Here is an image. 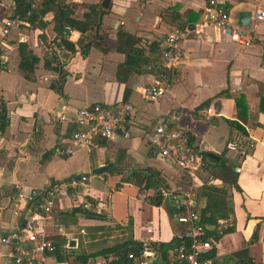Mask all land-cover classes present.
Returning a JSON list of instances; mask_svg holds the SVG:
<instances>
[{
	"label": "crops",
	"instance_id": "obj_1",
	"mask_svg": "<svg viewBox=\"0 0 264 264\" xmlns=\"http://www.w3.org/2000/svg\"><path fill=\"white\" fill-rule=\"evenodd\" d=\"M64 1L79 23L87 6L105 11L83 55L78 48L69 54L55 47L51 14L42 19L43 26L15 19L2 36L3 21L12 19L16 5L0 0V107L6 120L0 132V237L21 230L28 212L10 203L11 193L26 195L81 174L88 179L84 200L72 194L58 201L57 214L45 221L46 238L55 250L44 256V264H103L99 252L105 248L128 240L166 244L179 237L185 226L176 222V201L187 197L194 206L193 190L209 176L201 167L191 179L172 158L147 147V135L162 124L182 132L195 151L235 165L233 214L219 221L223 228L232 225L233 232L214 244L211 264H264V22L253 19L256 12L264 13V0H215L236 26L239 12L250 14L248 26H238L248 33V46L230 41L208 21L205 0H110L107 9L100 6L102 0ZM172 32L183 35L182 60L167 74L164 94L154 103L145 102L139 92L160 70L159 43ZM118 33L135 40L132 64L116 50ZM78 36L71 31L68 40L74 43ZM19 45L37 59L30 73L19 68ZM50 56L62 64L57 70L54 62H47ZM223 92L228 96L218 98ZM120 103L131 107L128 138L95 139L81 147L70 143L77 130L69 121L74 111ZM206 109L211 114L204 119ZM60 114L69 120H58ZM231 122L246 136L232 129ZM242 140L250 144L246 154ZM65 149L73 153H61ZM146 170L155 171L162 185L137 188L135 174ZM209 183L220 185L217 180ZM155 191L161 197L157 207L148 203ZM85 201L88 210L81 207ZM242 249L245 259L231 257ZM14 256L11 246L0 244V264H14ZM142 259L133 264H144Z\"/></svg>",
	"mask_w": 264,
	"mask_h": 264
},
{
	"label": "built area",
	"instance_id": "obj_2",
	"mask_svg": "<svg viewBox=\"0 0 264 264\" xmlns=\"http://www.w3.org/2000/svg\"><path fill=\"white\" fill-rule=\"evenodd\" d=\"M204 11L208 21L226 33L230 41L240 46L250 44L248 33L233 24L228 13L215 0H205ZM253 19L255 22H264V13L256 12ZM15 24V19L4 20L1 35L5 36ZM182 38V34L172 32L165 35L160 41L158 54L161 68L151 84L139 92L143 101L154 103L164 94L168 87L167 74L177 68L182 60L180 49ZM130 112L131 107L127 104L120 103L110 107L91 104L74 111L71 120L66 114H60L58 120H69L77 128L70 135V143L76 147H81L90 145L95 139L111 140L117 135L128 138V116ZM210 114L211 110L206 109L203 118L207 119ZM146 145L162 158H172L175 166L193 179V173L200 165V158L190 149L182 132L167 129L162 124H157L153 127L152 133L147 135ZM61 153L72 154L73 149H65ZM87 180L85 175H75L64 181L52 182L43 189H31L26 195L21 192L10 194L9 201L14 207L16 204H21L24 209L28 210L21 230L0 237L1 245L11 246L15 254L14 264H44V256L53 253L55 250L54 245L46 238L45 221L57 214L58 201L72 194L75 197H82L84 200L86 194L83 191L87 189ZM158 193L165 195L161 190ZM81 205L84 210L91 208L87 201ZM190 206L191 203L187 197H179L176 201V208L181 210L176 216V222L184 225L185 231L180 236L181 241L175 249L173 259L164 264H211V261L205 257L211 246L208 241L202 239V228L196 224L197 216L191 211ZM18 211L16 209L13 215L17 216ZM146 232L149 230L146 229ZM140 255L142 258H146L152 256V253L144 248ZM127 258L132 259V256L128 255Z\"/></svg>",
	"mask_w": 264,
	"mask_h": 264
},
{
	"label": "trees",
	"instance_id": "obj_3",
	"mask_svg": "<svg viewBox=\"0 0 264 264\" xmlns=\"http://www.w3.org/2000/svg\"><path fill=\"white\" fill-rule=\"evenodd\" d=\"M13 1L16 7L12 19L19 20L22 23L27 22L28 24H33L37 22L39 26H43L44 23H42V19L46 15L51 14V32L53 33L54 41H56L55 47L69 54H73L76 48L81 50L82 55L85 53V50L88 48L86 44L91 41L92 35L94 34L93 31L97 18L99 15L105 13V11H102L99 7L87 6L88 13L84 14L83 21L79 23L72 18L73 11L71 10L70 4L66 3L64 0H39L38 5H34L32 0ZM71 31L79 33L74 43L68 40L69 32ZM100 39L99 37L98 40ZM134 43L135 40L129 35L118 33L116 50L125 54L126 64H132ZM18 56L19 68L22 71H28L30 73L37 59L33 57L23 45L18 46ZM48 60L47 62L49 63H55V70L62 66V64L52 56H50ZM223 96L227 97L228 95L225 92L217 95L218 98ZM234 101H236V99H234ZM238 115H240L239 112ZM5 126V114L4 109H2L0 113V132L4 130ZM229 126L240 132L244 137L246 136L245 130L238 123L231 122ZM239 143L241 146H244L245 150L243 154H246L250 145L249 142L242 140ZM187 144H190L189 139L187 140ZM190 149L192 151L194 150L191 147ZM193 153L200 158V165L197 170L202 167V170L207 172L209 181L217 180L220 182V185L216 186L209 183V181H205L199 188H195L191 199L195 205L190 206L191 211L197 216L196 224L202 228V239L208 241L211 246L210 251L205 257L212 261L214 257V244L223 235L233 232L232 225L223 228L220 227L219 221H227L232 217L231 190H238L236 185L237 174L234 172L235 165L227 164L220 156H218L217 160H213L211 156L214 155L212 154L206 152L201 153L195 150ZM135 176L137 179L135 185L139 189L155 190L159 185H162V181L155 171L146 170L144 173L139 174V176H137V174H135ZM160 201L161 197L156 191L151 198L148 199V203L156 207L160 205ZM180 211L181 210L176 209L177 213ZM180 236L173 237L166 244L137 243L128 240L122 244L105 248L101 250L99 254L105 260L103 264H133L134 259H142L140 258V253L144 248H147L152 253V258H143L144 264H164L173 259L175 249L181 241ZM128 255H131L132 259H128ZM231 257L245 259L246 251L242 249L232 254Z\"/></svg>",
	"mask_w": 264,
	"mask_h": 264
},
{
	"label": "water",
	"instance_id": "obj_4",
	"mask_svg": "<svg viewBox=\"0 0 264 264\" xmlns=\"http://www.w3.org/2000/svg\"><path fill=\"white\" fill-rule=\"evenodd\" d=\"M109 3H110V0H102L101 3H100V6L103 9H107ZM249 18H250V14L249 13H247V12H239L237 14V26H239V27H246V26H248ZM211 158H213V159L216 160V157H214V156H211ZM100 170L101 169L93 171V174L94 175L95 174H98L100 172ZM68 245L69 246H73V242L72 241H69Z\"/></svg>",
	"mask_w": 264,
	"mask_h": 264
}]
</instances>
